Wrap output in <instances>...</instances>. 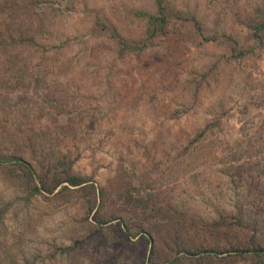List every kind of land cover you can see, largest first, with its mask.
<instances>
[{"label": "rangeland", "instance_id": "1", "mask_svg": "<svg viewBox=\"0 0 264 264\" xmlns=\"http://www.w3.org/2000/svg\"><path fill=\"white\" fill-rule=\"evenodd\" d=\"M0 264H264V0H0Z\"/></svg>", "mask_w": 264, "mask_h": 264}, {"label": "trees", "instance_id": "2", "mask_svg": "<svg viewBox=\"0 0 264 264\" xmlns=\"http://www.w3.org/2000/svg\"><path fill=\"white\" fill-rule=\"evenodd\" d=\"M160 16L152 15L151 18L152 19L154 18L155 20H158L159 27H162L164 22H166V20H165L166 18L164 16L163 12L160 14ZM17 162H20L23 166H25L30 171V173L34 176V171L30 167L29 163L22 162V159L17 160ZM66 180H67V182H69L71 185H74V186H78V185L82 184V182H83L80 177L75 176V175H69ZM256 252H262V251L261 250H256Z\"/></svg>", "mask_w": 264, "mask_h": 264}]
</instances>
